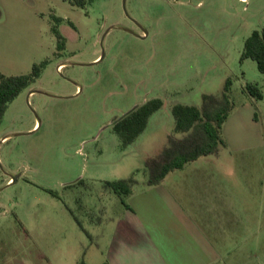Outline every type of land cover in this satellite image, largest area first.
I'll use <instances>...</instances> for the list:
<instances>
[{
	"label": "rangeland",
	"instance_id": "1",
	"mask_svg": "<svg viewBox=\"0 0 264 264\" xmlns=\"http://www.w3.org/2000/svg\"><path fill=\"white\" fill-rule=\"evenodd\" d=\"M262 25L264 0H0V73L47 61L0 121V264H105L126 196L104 183L143 181L145 157L172 133L171 106H200L226 78V146L206 156V170L243 177L236 195L254 203L259 245L237 264H264V73L240 60ZM154 97L162 106L122 148L112 124Z\"/></svg>",
	"mask_w": 264,
	"mask_h": 264
},
{
	"label": "crops",
	"instance_id": "2",
	"mask_svg": "<svg viewBox=\"0 0 264 264\" xmlns=\"http://www.w3.org/2000/svg\"><path fill=\"white\" fill-rule=\"evenodd\" d=\"M242 178L206 170L202 156L169 172L160 184L136 180L138 188L132 187L124 200L127 206L121 202L105 264L251 261L259 240L253 233L254 203L244 204L236 195L235 183Z\"/></svg>",
	"mask_w": 264,
	"mask_h": 264
},
{
	"label": "trees",
	"instance_id": "3",
	"mask_svg": "<svg viewBox=\"0 0 264 264\" xmlns=\"http://www.w3.org/2000/svg\"><path fill=\"white\" fill-rule=\"evenodd\" d=\"M93 1L68 0L71 5L77 7H85ZM54 20L57 23L52 26V32L57 38V48L63 49L65 39L57 26L60 19L54 17ZM245 58L255 61L257 69L264 73V25L260 29L253 30L244 40L240 60ZM46 62L34 63L30 72L26 74L0 73V121L8 103L40 76ZM230 85L231 79L226 78L220 95L203 94L200 106L181 103L171 106L172 133L167 135L164 146L144 159L143 172L146 185L160 184L169 172L181 169L199 157L217 155L219 150L226 146L222 136V125L233 108V102L229 97ZM244 91L257 99L262 97L255 84L246 83ZM161 106L162 100L158 97L146 99L112 124V129L119 137L122 148L131 144L143 132L150 116ZM135 183L136 179L131 176L106 181L104 184L122 197L130 193ZM121 202L127 206L123 198ZM74 219L81 226L77 218L74 217Z\"/></svg>",
	"mask_w": 264,
	"mask_h": 264
},
{
	"label": "water",
	"instance_id": "4",
	"mask_svg": "<svg viewBox=\"0 0 264 264\" xmlns=\"http://www.w3.org/2000/svg\"><path fill=\"white\" fill-rule=\"evenodd\" d=\"M14 180H15V178L13 177V178H12V181H14Z\"/></svg>",
	"mask_w": 264,
	"mask_h": 264
}]
</instances>
